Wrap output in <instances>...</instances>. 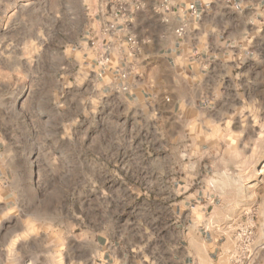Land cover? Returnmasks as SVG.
<instances>
[{"label":"crops","instance_id":"obj_1","mask_svg":"<svg viewBox=\"0 0 264 264\" xmlns=\"http://www.w3.org/2000/svg\"><path fill=\"white\" fill-rule=\"evenodd\" d=\"M100 3L87 7V33L68 53L87 62L103 106L132 126L136 150L117 155L133 160L121 170L122 203L69 264H257L264 225L242 251L251 200L232 175L254 158L246 144L264 143V0H142L111 34L102 31ZM35 4L0 0V62L13 57L14 32L28 27L20 16ZM104 44L108 59L99 64ZM4 136L0 129V236L16 206ZM40 263L5 234L0 264Z\"/></svg>","mask_w":264,"mask_h":264},{"label":"rangeland","instance_id":"obj_2","mask_svg":"<svg viewBox=\"0 0 264 264\" xmlns=\"http://www.w3.org/2000/svg\"><path fill=\"white\" fill-rule=\"evenodd\" d=\"M99 2L35 0L20 16L28 27L14 32L13 57L0 62V129L13 156L16 196L0 242L11 230L14 247L40 264H69L84 253L80 243L90 241L122 203L121 170L133 160L118 153L136 150L132 126L122 124V113L103 106L106 98L87 62L68 53L87 33V7L94 11ZM250 148L253 160L232 175L251 200L247 209L253 217L242 228V251L264 225V143L246 144V154ZM257 264H264V252Z\"/></svg>","mask_w":264,"mask_h":264},{"label":"built area","instance_id":"obj_3","mask_svg":"<svg viewBox=\"0 0 264 264\" xmlns=\"http://www.w3.org/2000/svg\"><path fill=\"white\" fill-rule=\"evenodd\" d=\"M142 0H101V10L99 15L101 16L102 31L111 34L120 24H127L129 19L135 9L141 7ZM177 36L181 37L184 34V25L179 26L175 30ZM128 42H130V52H133L135 39L133 37H128ZM94 41L89 39V45L92 46ZM109 49L108 44H104L103 52L98 60L99 64H103L108 59L107 50ZM128 75V69L121 71V78H126ZM125 90L126 87L123 86Z\"/></svg>","mask_w":264,"mask_h":264}]
</instances>
